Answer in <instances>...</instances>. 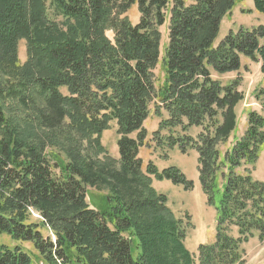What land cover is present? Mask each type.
Returning <instances> with one entry per match:
<instances>
[{
	"label": "trees",
	"instance_id": "obj_1",
	"mask_svg": "<svg viewBox=\"0 0 264 264\" xmlns=\"http://www.w3.org/2000/svg\"><path fill=\"white\" fill-rule=\"evenodd\" d=\"M244 1L0 0V234L15 241L0 242V264H33L25 242L45 264H246L244 244L264 238V181L252 176L264 116L250 111L243 136L231 139L244 95L239 79L213 76L240 70L241 56L264 71V25L219 37ZM254 8L264 15V0ZM152 111L161 118L152 141L196 150L216 210L214 240L196 259L185 245L191 222L174 214L153 177L187 190L194 182L140 157L152 145ZM113 123L118 160L102 141ZM90 186L108 188L101 209L88 201Z\"/></svg>",
	"mask_w": 264,
	"mask_h": 264
},
{
	"label": "rangeland",
	"instance_id": "obj_2",
	"mask_svg": "<svg viewBox=\"0 0 264 264\" xmlns=\"http://www.w3.org/2000/svg\"><path fill=\"white\" fill-rule=\"evenodd\" d=\"M250 6L254 7L253 0H246V2L244 1L243 5H240L233 12L231 17L225 19L222 28V35L227 33L228 28H237L238 24L240 23H251L256 19L255 16L251 13H243L246 12ZM128 15L134 23L138 22L139 13L137 7H133L128 12ZM161 32L163 34L162 53H164V47L168 43L167 24L161 27ZM19 59L21 63H24L27 59L25 40H22L19 44ZM245 70L247 71V69ZM156 72L157 74H160V67H158ZM244 76H247L246 82H243L245 80V78L243 80V76L238 75L235 78L239 79L240 81L239 90L241 88L242 91H240L245 94L244 100H242L243 102H241V104L238 106V113L242 116H244V114L246 113V109L242 111V107L244 106V103H248L250 100L252 102H256L255 107H260L264 109V81L259 84L254 91L255 82L252 83V78H255L256 74L253 75V73L250 72L245 73ZM220 81L223 84L227 83V79H223ZM63 92H66V90L63 89ZM261 112L262 113H258L263 115L264 110H261ZM164 116H166V114H164ZM160 120L161 118L158 117L154 111H152L150 120L147 121L149 138L151 139L152 145L151 147L146 146L142 150V156L140 155V157L146 160L147 162L151 161L160 170L174 165L186 175L188 180H192L194 182V188L191 190H187L182 185L174 184L170 180L156 181L157 179L153 177V182L155 181V189L159 193L165 194L167 196L168 205L171 207V210L174 212V214L178 218L184 219V222H187V220L191 222L192 226L187 230L185 245L192 252V254L194 255L193 257L196 259L198 246L201 243L214 240L216 225L215 210L211 206L207 205L206 196L202 190V186L199 181V173L197 168L198 156L196 150L190 149L188 154H182L179 148L177 147L169 150L166 147V143L162 146H158L155 140L152 141L153 134H155L159 129ZM116 129V124L113 123L112 127L106 132H104L102 136V141L108 153L114 159L118 160L120 159V155L117 145L118 134ZM198 132V129L191 130V133L194 135H196ZM244 132L245 131H243V134ZM243 134L241 136H243ZM133 135L136 136V133H134ZM167 135H169L168 130L164 129L160 134V138L163 137L162 140H165L164 138ZM108 163L111 164L114 169L119 170L120 164H114L109 161ZM252 176L258 179L264 178V149L259 154L258 163L256 169L252 172ZM103 189H105L104 191L106 192L108 191V188L106 186ZM104 191H98V189H96L95 187H89L88 201L94 208L101 209L103 207L105 199L104 195L106 193ZM32 215V218L34 220L41 219V216L38 211L32 210ZM43 231L46 235L51 234L50 232H48V230ZM0 242H4L11 246L15 244V241H13L12 238L6 234H0ZM22 245L32 256L33 264H45L39 258L38 252L36 251L31 242H25L22 243ZM244 248L246 251V264H264V238L261 239L258 234H256L247 243L244 244Z\"/></svg>",
	"mask_w": 264,
	"mask_h": 264
},
{
	"label": "crops",
	"instance_id": "obj_3",
	"mask_svg": "<svg viewBox=\"0 0 264 264\" xmlns=\"http://www.w3.org/2000/svg\"><path fill=\"white\" fill-rule=\"evenodd\" d=\"M248 10H250V12H248V13L253 14L256 19L253 22H251V23H240V24H238L237 28H239L240 26L253 27V26H258L260 24L264 25V15H262L261 13H258L255 10V8L252 7V6H250L248 8ZM224 21H223V23H224ZM223 23H222V26H221V31H220V36H219L220 39L223 38L227 34L226 33V34L222 35ZM237 28H235V27L228 28L227 32L230 29H237ZM241 62H242V68L240 70H238V71H232V72H228V73H223V74H220V73L215 72L213 74V76L216 79H218V80L227 79V83H228L230 81H233L238 75H240V76H243V80L245 78V80L243 82H246L247 76H244L245 73L252 72L253 75L256 74V77L255 78H252V83L255 82V87H254V91H255V88L264 81V71L262 69L263 62L261 60H259V61L252 60L251 58H249L247 56H241ZM245 69H247V71ZM240 90L242 91L241 88H240ZM243 95H245V94L243 93ZM241 102H243V101H241ZM241 102L236 107V113H237V116L238 117H237V128L235 130L236 133L235 132L234 133H235V136H237V137L241 136L243 134V131H245V129L248 126V120H247L248 112L254 110V111H258V112L262 113L261 110H264V109H262L260 107H255L256 102H252L250 100L248 103H244V106L242 107L243 108L242 111H244V109H246V113L244 114V116H242V115H240L238 113V106L241 104ZM149 120H150V118H149ZM158 124H159V122H158ZM241 124H242V126H241ZM146 127H148L147 126V122H146ZM147 130H148V128H147ZM233 138H234V135L231 137V139H233ZM144 148L141 149L140 155H141L142 150ZM150 158H151V156H150ZM144 162L147 163L146 160H144ZM259 179L264 181V178H259ZM154 182H153V185H155ZM204 243H206V242H204Z\"/></svg>",
	"mask_w": 264,
	"mask_h": 264
}]
</instances>
